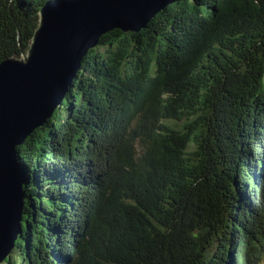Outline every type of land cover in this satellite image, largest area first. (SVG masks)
I'll return each instance as SVG.
<instances>
[{
  "label": "trees",
  "instance_id": "16d2710c",
  "mask_svg": "<svg viewBox=\"0 0 264 264\" xmlns=\"http://www.w3.org/2000/svg\"><path fill=\"white\" fill-rule=\"evenodd\" d=\"M48 0H0V60ZM21 230L1 264H259L264 0H175L82 57L17 147Z\"/></svg>",
  "mask_w": 264,
  "mask_h": 264
},
{
  "label": "water",
  "instance_id": "95a60500",
  "mask_svg": "<svg viewBox=\"0 0 264 264\" xmlns=\"http://www.w3.org/2000/svg\"><path fill=\"white\" fill-rule=\"evenodd\" d=\"M173 1L48 0L27 48L0 60V264L18 238L26 201L16 147L60 106L103 33L138 31Z\"/></svg>",
  "mask_w": 264,
  "mask_h": 264
},
{
  "label": "rangeland",
  "instance_id": "374dc122",
  "mask_svg": "<svg viewBox=\"0 0 264 264\" xmlns=\"http://www.w3.org/2000/svg\"><path fill=\"white\" fill-rule=\"evenodd\" d=\"M259 264H264V257L261 261H259Z\"/></svg>",
  "mask_w": 264,
  "mask_h": 264
}]
</instances>
